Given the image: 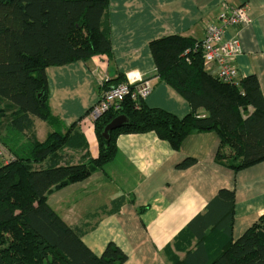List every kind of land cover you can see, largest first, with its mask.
<instances>
[{"label": "trees", "instance_id": "16d2710c", "mask_svg": "<svg viewBox=\"0 0 264 264\" xmlns=\"http://www.w3.org/2000/svg\"><path fill=\"white\" fill-rule=\"evenodd\" d=\"M107 11L108 0H0V142L7 148L0 144L7 155L0 162V264L126 262L113 244L93 255L81 241L91 226L83 221L68 227L46 202L52 191L103 169L117 153L115 141L121 134L152 132L176 151L189 134L213 131L220 140L216 161L222 166L236 173L264 161V100L257 79L222 82L205 69L195 48L198 41L180 36L151 41L149 50L159 80L189 104L186 116L177 118L127 98L119 111L93 122L95 158L76 125L61 133L49 111L45 69L100 55L110 60L111 43L103 29ZM117 116L128 123L104 140L103 128ZM35 119L53 128L43 142L34 136ZM27 133V154L9 146ZM77 152L75 161L71 153ZM192 164L186 159L177 168ZM234 201V191L219 190L205 212L187 225L194 247L182 260L171 255V264H264V213L233 240ZM113 211L101 207L85 220Z\"/></svg>", "mask_w": 264, "mask_h": 264}, {"label": "crops", "instance_id": "0c3cea01", "mask_svg": "<svg viewBox=\"0 0 264 264\" xmlns=\"http://www.w3.org/2000/svg\"><path fill=\"white\" fill-rule=\"evenodd\" d=\"M239 5L247 7L251 21L226 30L225 38H235L239 46L231 63L239 80L257 79L264 100V0H108L103 29L111 59L100 55L45 69L49 111L60 132L76 125L90 158H95L98 146L88 112L104 91L139 79L152 86L144 100L147 107L186 116L189 104L156 75L149 43L167 36L201 41L205 27L216 23L220 12ZM205 69L211 75L216 71L214 65ZM51 132L49 124L34 120L38 142ZM115 145L117 153L103 169L46 197L68 227L83 221L91 226L81 241L95 256L113 244L126 255L124 264H171V255L182 260L195 245L187 225L221 189L235 193L233 240L264 213V161L236 173L222 166L216 161L220 140L213 131L189 134L176 151L152 132L121 134ZM71 154L77 161L80 153ZM186 159L193 164L177 168ZM115 201L120 202L113 211ZM101 207L113 212L85 220Z\"/></svg>", "mask_w": 264, "mask_h": 264}, {"label": "built area", "instance_id": "2783aa9c", "mask_svg": "<svg viewBox=\"0 0 264 264\" xmlns=\"http://www.w3.org/2000/svg\"><path fill=\"white\" fill-rule=\"evenodd\" d=\"M248 9L245 5L230 7L217 16L216 23L205 27L204 36L198 41L196 49L201 53L204 67L214 65V76L225 83L238 84L239 77L232 59L239 53L238 42L235 38H225L226 30L250 23ZM152 86L148 80L139 79L127 81L104 91L97 103L90 109L86 118L93 123L102 115L120 110L125 99L142 100L151 93ZM4 150L0 146V162L4 160Z\"/></svg>", "mask_w": 264, "mask_h": 264}, {"label": "rangeland", "instance_id": "374dc122", "mask_svg": "<svg viewBox=\"0 0 264 264\" xmlns=\"http://www.w3.org/2000/svg\"><path fill=\"white\" fill-rule=\"evenodd\" d=\"M2 134H3V136H6V133L4 131H2ZM29 136H31V133L24 134L22 137H20V135H19L18 139H17L19 141L18 142H12V143L10 142L9 146L13 147V148H17L16 151L20 154H27V152L29 151V148H30V142L28 141ZM19 137H20V139H19ZM0 144L2 145L3 148H5L7 150V148L5 147V145L2 142H0ZM4 156H5L4 159H7V155H4Z\"/></svg>", "mask_w": 264, "mask_h": 264}, {"label": "water", "instance_id": "95a60500", "mask_svg": "<svg viewBox=\"0 0 264 264\" xmlns=\"http://www.w3.org/2000/svg\"><path fill=\"white\" fill-rule=\"evenodd\" d=\"M128 123V120L125 116H117L115 117L113 120H111L104 128L103 131L101 133V137L104 140H108L109 139V134L110 132L119 129L121 127H123L124 125H126Z\"/></svg>", "mask_w": 264, "mask_h": 264}]
</instances>
